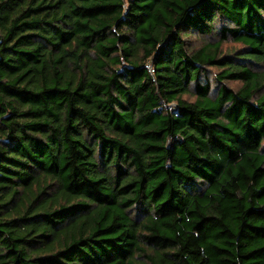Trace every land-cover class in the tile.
<instances>
[{"label":"trees","instance_id":"obj_1","mask_svg":"<svg viewBox=\"0 0 264 264\" xmlns=\"http://www.w3.org/2000/svg\"><path fill=\"white\" fill-rule=\"evenodd\" d=\"M0 264H264V0H0Z\"/></svg>","mask_w":264,"mask_h":264},{"label":"rangeland","instance_id":"obj_2","mask_svg":"<svg viewBox=\"0 0 264 264\" xmlns=\"http://www.w3.org/2000/svg\"><path fill=\"white\" fill-rule=\"evenodd\" d=\"M238 47H240L238 44H235V43H233V42H227V43H225V44L223 45V51H224V52H229V51H231V50H235V49H237ZM211 70H214V71H215V69L212 68V69L209 70V72H210ZM229 85H231L232 88H237V87H238V83H237V82H230Z\"/></svg>","mask_w":264,"mask_h":264}]
</instances>
